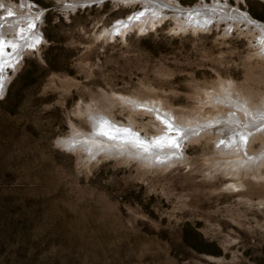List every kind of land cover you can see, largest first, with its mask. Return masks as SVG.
<instances>
[{
	"label": "rangeland",
	"instance_id": "1",
	"mask_svg": "<svg viewBox=\"0 0 264 264\" xmlns=\"http://www.w3.org/2000/svg\"><path fill=\"white\" fill-rule=\"evenodd\" d=\"M26 1L40 15L41 43L26 46L14 70L15 49L5 43L0 56V264H264V157L226 165L231 135L202 128L187 135L181 157L155 164L95 147L93 157L91 146L103 144L95 140H105L90 136L89 119L151 136L158 118L140 105L179 122L218 117L212 130L242 101L264 105L257 31L213 17L207 28L183 27L161 8L163 18L142 16L121 34L111 27L139 2ZM228 3L264 23V0ZM222 87L235 97L216 106ZM262 123L243 126L252 154L263 150ZM69 137L71 150L58 144Z\"/></svg>",
	"mask_w": 264,
	"mask_h": 264
},
{
	"label": "bare ground",
	"instance_id": "2",
	"mask_svg": "<svg viewBox=\"0 0 264 264\" xmlns=\"http://www.w3.org/2000/svg\"><path fill=\"white\" fill-rule=\"evenodd\" d=\"M78 1H80V3H84L87 0H72L71 3H78ZM114 1H121L123 3L125 2L128 4H130L132 2H139L142 5L141 8L132 12L130 15L128 14L123 18L117 19L120 23L118 24L117 23L118 21H116L114 23V25L111 27V29H117L121 34L125 30H128L127 28L132 27L135 24H137V21L140 20V19H138V20L129 21L128 20L129 16H134L136 13H138L142 10H145V8L147 7V8H150V10L145 12L141 21L143 23L151 22L152 20L163 18L165 16V14H164V12H162L161 8H167L170 10H174L176 12L174 18H175V20H179L178 23H180V25H182L183 27L189 26V27L196 29V30L202 29V28L203 29L207 28L208 24L205 23V21L206 22H208L209 20L211 21L212 17L216 23H218L220 21H224L225 24L228 25V27H230L231 25L234 24L233 20H235V24L242 23V24H244L245 29L249 30L252 28V30L257 31L258 37H257V40H256V38H255V40L259 43L260 48H258V49H261V51L264 52V23L253 19L245 11H241L237 6H230L228 3V0H211L210 4H206L204 2V0H199V3L193 5L192 7H182L181 5H179L177 3L176 0H153V3L155 6L149 5L148 0H114ZM73 5H75V4H73ZM1 6L3 8H1ZM0 8H1L0 10L2 11V12L0 11V35H3L2 33L6 32L7 30L11 31V33L14 31L16 32L15 33L16 35H10L11 34L10 33L9 37H7L6 35H3L2 38L4 39L5 43L9 44L10 46L12 44H17V45L23 44V46L17 48V50L12 49L15 52L13 53V55H9L10 57L7 58L12 63L11 64L12 67H10V68L12 70H14L16 67L17 59H19L20 56L22 55L21 51L23 49H26V46H28L29 44H32L29 42V40H32V42H34V40L37 37H39L38 36L39 32H38V30L36 31V26H37L36 23L39 22L38 21L39 19H37V17H39L40 15L37 11L34 10L33 4H31L30 2H27L26 0H21L20 3H10V4H8V3L5 4L3 2H0ZM199 9H201V10L205 9L206 10V13L204 14L206 16V18H200L201 16L197 17L193 14L192 11H195V10L197 11ZM9 12L12 13L11 16L8 15ZM153 13H155V15H153ZM202 19H204V20H202ZM28 24H34L35 25V28L31 31V33L27 27ZM123 24H127L128 27L127 28L123 27L122 26ZM140 27H143V24H140ZM236 27H238V26H236ZM105 31H107V30H105ZM29 33L31 34V38L30 39H26V37L24 38L25 35H30ZM28 49H30V48L27 47L26 50H28ZM3 55H5V54H3ZM223 89H225V88L222 87V90L219 91L218 94L214 95V97L218 98L216 100V102L213 101V104L216 106L217 105L220 106L221 103H224L223 101H227L226 99H228L229 97L230 98L235 97L231 93L230 90H223ZM223 96L224 97L226 96V98L223 99L222 98ZM232 98H231V101H232ZM220 99H222L223 101ZM245 101H242L241 104L237 105V107L235 104H232V105H234V107L237 108V110L233 109L231 107L233 110L232 109L228 110V112H227L228 114H226L227 116L224 117V119H225V121H227V123H224L223 121H221L219 124H217V127L214 130H212L213 128L209 129L207 127H209V125H211V124L217 123L216 119L218 117L214 118V119H210V120H203V121L195 119L196 121H200V122H196L195 120H192L189 122L188 121L179 122L180 120L177 121L176 119H172L170 117V115L167 114L168 112H163L160 110V112H161L160 113L158 108H155L154 106H150L148 104L140 105V107L142 106V108H145L142 111H144L145 113L147 112L149 114H152L153 116L158 118L157 122L160 125V128H161L160 131H158L156 134L151 135V136H147V135L144 136L143 135L142 139H141V137H138L136 135V133L132 132L134 130H132V131H130V133H134L135 136H130L129 140H127V141L125 139L108 140L107 138L101 136L100 138H103V140H105V142H102V141L96 139L95 141L100 142L99 144H101V143H103V144L101 146H98V145L94 146L93 145V146H91V150H92V147H95L94 150L105 149V150L110 151V149H111V151H113V150L118 151V152H121L122 154H126L127 156H133L134 158L140 157V158L145 160L144 157H147L149 159V164H155L156 161H154V159H157L159 162H161L162 160L164 161L165 158H170V156H172L171 158H173L175 156L181 157L182 153H183V149L180 147L185 146L183 144H186V142L185 143H183V142L185 140H187V138H188L187 135L190 132L196 131L198 128L199 129L202 128L201 130H203L205 132H211V131L212 132L217 131V132H223V133L227 132V133H229V135H231L229 137V139H230L229 141H233V140L236 141L235 143H231V142L229 143L227 139L224 141V143H229V145H230V148L226 149L224 151V153L225 154L230 153V155L229 154L228 155L231 157L230 160L223 162L224 164H226V165L228 164L229 166L234 164V167H236V168L237 167L242 168L244 166H250L252 163H253L252 165H254V161L257 157H260V160L264 157V145H263V150H261L259 153L252 154L254 152H251L248 150V148H250V146L248 145V140L241 141V140H239V137H234L232 135V132L233 131L241 132L247 138L248 134L243 132L244 131L243 126L249 125L251 127V128L250 127L249 128L252 130L257 125L263 124L262 122L264 121V105L261 104L258 107L251 106L247 103V101L246 102ZM131 102L132 101H130V103ZM132 103H133L132 104L133 107L135 108L134 101ZM89 115H95V114L90 113ZM96 116H98V115H96ZM105 120H107L109 123H111V125H113V127L115 125L117 127L116 129H122V128L125 129V127H127V126L124 127V125L121 123L113 122L109 118H105ZM170 123L177 126V127L169 129L167 127V125ZM226 124H229V125H226ZM96 127L98 128L99 125L97 124ZM128 127L130 129H132L131 128L132 126H128ZM241 129H243V130H241ZM92 131L93 132H90V136H96L94 128ZM136 131H137V133H139L138 130H136ZM177 131H180L179 137H176ZM183 132H184V134L181 135V133H183ZM262 132H264V126L261 129L260 133H262ZM169 133L171 134L172 137H174L176 139V141L178 143V147H167V146H165L164 148H152L149 151L145 152L142 147H134L133 146L137 137L140 140L145 141L146 144L151 143L152 141L159 139L161 137H164V144L167 145V134H169ZM117 134L122 136V137L124 136V133H122V132L117 133ZM222 146L223 145L219 146L218 148L219 149L223 148ZM227 147H228V145H227ZM245 147H247V148H245ZM94 150H92L93 152H91V153L94 154V152H95ZM217 152H218V150H216V153ZM172 153H174V154H172ZM216 153L214 154V158H216ZM224 153H221V155ZM217 157H218L217 159L220 158L219 155H217ZM142 159H140V160H142ZM223 159L224 158H222V160ZM152 161H154V163H151ZM166 161L167 160H165V162ZM221 165H223V164H221Z\"/></svg>",
	"mask_w": 264,
	"mask_h": 264
},
{
	"label": "snow or ice",
	"instance_id": "3",
	"mask_svg": "<svg viewBox=\"0 0 264 264\" xmlns=\"http://www.w3.org/2000/svg\"><path fill=\"white\" fill-rule=\"evenodd\" d=\"M148 4L151 6H155L153 3V0H148ZM148 10H150V8L146 7L145 10L136 13L134 16H129L128 20L129 21L138 20L140 17H142L145 14V11H148ZM8 15L11 16L12 13L9 12ZM153 15H155V13H153ZM37 19H39V17H37ZM117 23L119 24L120 22L118 21ZM122 26L125 28L128 27L127 24H123ZM27 27L31 33V31L35 28V25L34 24H28ZM40 43H41V39L39 37H37L35 42L32 44H29L28 47L34 51ZM22 46H23V44H20V45L12 44L11 48L17 49V48L22 47ZM6 47H7V45L5 44L4 39L2 37H0V56H3ZM9 67H12V65H9ZM3 68H4V64L2 61H0V70H3ZM0 83H2V79H0ZM89 119L93 121V128L95 130L96 136L106 137L108 140L125 139L126 141L129 140L130 136H135L134 133H130L129 129H116V128H114L107 120H104V118L101 116L90 115ZM97 124L99 125L98 128L96 127ZM167 127L169 129H172V128L177 127V126L170 123L167 125ZM120 132L124 133L123 137L117 134ZM232 135L234 137H239V140H241V141L246 140V136L243 135L241 132L233 131ZM179 136H180V131H177L176 137H179ZM230 142L235 143L236 141L233 140ZM221 143H223V141H221ZM133 146L134 147H142L143 150L145 152H147L152 148H164L165 146H167V147H178V143H177L176 139L174 137H172L171 134L169 133V134H167V145L164 144V137L156 139V140H154L148 144H146L145 141L140 140L137 137Z\"/></svg>",
	"mask_w": 264,
	"mask_h": 264
},
{
	"label": "water",
	"instance_id": "4",
	"mask_svg": "<svg viewBox=\"0 0 264 264\" xmlns=\"http://www.w3.org/2000/svg\"><path fill=\"white\" fill-rule=\"evenodd\" d=\"M101 1H103V0H101ZM94 2H99V1H91V2H84V3H81V4H79V5H76L75 7H74V9L76 8V7H78V6H85V5H88V4H92V3H94ZM122 126V125H121ZM124 127H125V125H124ZM123 129V128H122ZM138 137H141V139H142V136H140V135H138V134H136ZM71 138L69 137V138H67V139H65V138H63V139H60V140H58V144H60V145H62V146H64L65 148H68L69 150H71V148L69 147V144L70 143H73V141H66V140H70ZM76 150V149H75ZM100 152V151H99ZM98 152V153H99ZM97 154V153H96ZM96 154H93V155H91V156H95ZM111 155V154H110ZM147 163H149L148 161H146Z\"/></svg>",
	"mask_w": 264,
	"mask_h": 264
}]
</instances>
